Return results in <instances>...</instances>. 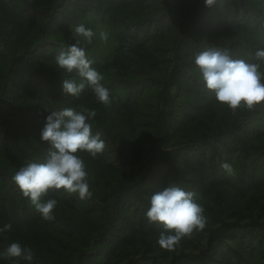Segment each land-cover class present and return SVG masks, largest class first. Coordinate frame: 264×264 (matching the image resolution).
<instances>
[{
  "label": "trees",
  "instance_id": "1",
  "mask_svg": "<svg viewBox=\"0 0 264 264\" xmlns=\"http://www.w3.org/2000/svg\"><path fill=\"white\" fill-rule=\"evenodd\" d=\"M95 14L109 21L116 51L102 63L97 37L80 46L109 105L88 87L66 94L63 80L82 78L55 60ZM208 48L258 63L264 0H0V228L12 225L0 232V264H264V102L235 113L217 103L194 64ZM65 108L95 110L89 122L106 147L96 158L80 153L91 197L50 190L44 199L58 203L45 221L11 177L44 162L46 117ZM170 183L194 191L207 217L174 251L146 217L152 193ZM13 242L33 259L9 257Z\"/></svg>",
  "mask_w": 264,
  "mask_h": 264
},
{
  "label": "clouds",
  "instance_id": "2",
  "mask_svg": "<svg viewBox=\"0 0 264 264\" xmlns=\"http://www.w3.org/2000/svg\"><path fill=\"white\" fill-rule=\"evenodd\" d=\"M215 3L216 0H204L206 7H212ZM71 31L76 42L56 55V65L69 74L75 72L82 79L79 84L73 79H64L63 91L79 97L88 87L100 103L109 105L110 90L101 83L104 77L92 67L93 61L87 58L85 49L80 46V37L91 43L95 33L83 24ZM99 35L101 40H108L106 31H101ZM254 58L258 63L233 59L227 49L208 48L194 55V64L217 103L235 113L242 107L254 110L264 102V70L261 68L264 65V49H257ZM95 116V110L87 109L83 112L72 108L52 111L46 117L41 132V140L50 144L44 162L27 163L11 177L21 195L30 201L45 221L54 220L53 212L58 203L53 198L44 199L50 190L63 189L69 194H78L81 200L92 195L86 164L80 153L86 152L96 158L105 150V141L100 133L93 134L89 122ZM221 168L229 175L233 173L232 165L228 162H223ZM195 196L194 191H186L172 183L150 196L146 217L150 223L163 226L164 231L158 239L161 248L174 251L184 238H191L195 232L206 227L205 210L195 201ZM11 228L12 225L6 223L0 232ZM6 254L29 261L33 259L32 250L18 242L11 243Z\"/></svg>",
  "mask_w": 264,
  "mask_h": 264
},
{
  "label": "rangeland",
  "instance_id": "3",
  "mask_svg": "<svg viewBox=\"0 0 264 264\" xmlns=\"http://www.w3.org/2000/svg\"><path fill=\"white\" fill-rule=\"evenodd\" d=\"M91 17L94 20L95 25L93 27H91L90 29L95 33L94 37H97L101 42V48H100V52H99V60L102 63H105L108 59H111L113 57L114 51H116V48H117V41L114 38L112 28H111L107 18H105L101 15H98V14L91 15ZM101 31H106L108 33V40L107 41H103L100 39L99 33ZM261 215H262V213H261ZM262 217H264V214L262 215ZM244 221H246V222L249 221V218L244 219ZM230 248H232V247H230ZM228 251H229V249H227V247H226V253L227 254H228ZM138 255H140V254H138ZM121 257L123 258V262H126L129 259L127 254H124ZM132 257H134V256L132 255ZM163 262L166 263L165 261H163Z\"/></svg>",
  "mask_w": 264,
  "mask_h": 264
}]
</instances>
